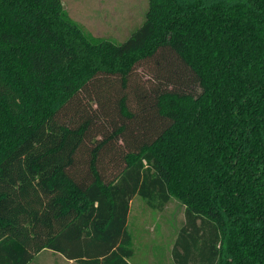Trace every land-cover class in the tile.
Segmentation results:
<instances>
[{
    "label": "trees",
    "instance_id": "trees-1",
    "mask_svg": "<svg viewBox=\"0 0 264 264\" xmlns=\"http://www.w3.org/2000/svg\"><path fill=\"white\" fill-rule=\"evenodd\" d=\"M135 197L184 207L174 264H264V0H148L121 45L0 0V264H129Z\"/></svg>",
    "mask_w": 264,
    "mask_h": 264
},
{
    "label": "rangeland",
    "instance_id": "rangeland-1",
    "mask_svg": "<svg viewBox=\"0 0 264 264\" xmlns=\"http://www.w3.org/2000/svg\"><path fill=\"white\" fill-rule=\"evenodd\" d=\"M61 4L84 34L115 45L123 44L143 24L148 8V0H61ZM183 223L184 207L176 200L157 212L135 197L127 224L133 252L129 264H174L172 250ZM32 264L76 263L43 252Z\"/></svg>",
    "mask_w": 264,
    "mask_h": 264
},
{
    "label": "crops",
    "instance_id": "crops-1",
    "mask_svg": "<svg viewBox=\"0 0 264 264\" xmlns=\"http://www.w3.org/2000/svg\"><path fill=\"white\" fill-rule=\"evenodd\" d=\"M44 252H47V251H44ZM43 252H41L39 255H37V256H40L41 254H42ZM49 253H51V252H49ZM69 262V261H68Z\"/></svg>",
    "mask_w": 264,
    "mask_h": 264
}]
</instances>
